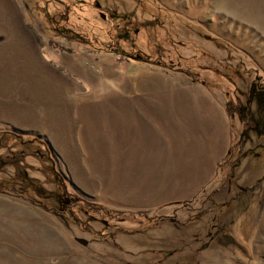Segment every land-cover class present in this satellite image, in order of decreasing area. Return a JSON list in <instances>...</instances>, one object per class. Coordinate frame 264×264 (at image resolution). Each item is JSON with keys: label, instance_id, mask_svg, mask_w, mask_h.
Here are the masks:
<instances>
[{"label": "rangeland", "instance_id": "obj_1", "mask_svg": "<svg viewBox=\"0 0 264 264\" xmlns=\"http://www.w3.org/2000/svg\"><path fill=\"white\" fill-rule=\"evenodd\" d=\"M0 264H264V0H0Z\"/></svg>", "mask_w": 264, "mask_h": 264}, {"label": "water", "instance_id": "obj_2", "mask_svg": "<svg viewBox=\"0 0 264 264\" xmlns=\"http://www.w3.org/2000/svg\"><path fill=\"white\" fill-rule=\"evenodd\" d=\"M77 240L83 244H86L87 243V240L86 239H83V238H77Z\"/></svg>", "mask_w": 264, "mask_h": 264}, {"label": "trees", "instance_id": "obj_3", "mask_svg": "<svg viewBox=\"0 0 264 264\" xmlns=\"http://www.w3.org/2000/svg\"><path fill=\"white\" fill-rule=\"evenodd\" d=\"M139 55V54H138ZM140 56H141V54H140Z\"/></svg>", "mask_w": 264, "mask_h": 264}]
</instances>
